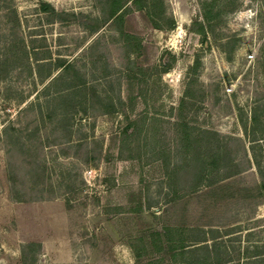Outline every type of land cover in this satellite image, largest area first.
<instances>
[{"label":"rangeland","instance_id":"1","mask_svg":"<svg viewBox=\"0 0 264 264\" xmlns=\"http://www.w3.org/2000/svg\"><path fill=\"white\" fill-rule=\"evenodd\" d=\"M162 1L134 52L102 0H0V264H135L166 225L177 264H264V0L206 36L203 0Z\"/></svg>","mask_w":264,"mask_h":264},{"label":"trees","instance_id":"2","mask_svg":"<svg viewBox=\"0 0 264 264\" xmlns=\"http://www.w3.org/2000/svg\"><path fill=\"white\" fill-rule=\"evenodd\" d=\"M102 2L105 20L112 21L124 41L130 44L131 50L134 52L139 49L140 41L126 27L127 13L136 9L140 10L144 16L152 17L156 20L155 16L161 17L164 11L162 0H102ZM156 2L160 4L157 12L155 11ZM218 3L219 0H203L201 2L202 20H194L191 28L197 33L206 36L208 26L221 14L222 9ZM41 5L43 10L52 12L58 17H61L63 14L62 11H58L50 2L44 1ZM167 21L168 26L173 27L175 25L173 18H169ZM154 26L160 28L162 24L155 21ZM174 60L175 56L173 54L168 60L162 59L161 71H168L172 67ZM259 121L256 112L250 115L249 121H242L245 132L252 137V140H258ZM262 187L264 189V182ZM37 244V242L30 241L23 246L22 250L25 252L27 247L30 248ZM130 245L134 251L135 264H177L178 256L184 252L187 246L185 239L180 236L176 227L170 225H166L160 230L157 229L138 235L133 241H130ZM156 253H159L160 256L157 260H154L153 256Z\"/></svg>","mask_w":264,"mask_h":264}]
</instances>
